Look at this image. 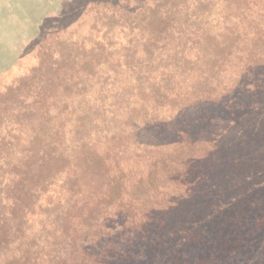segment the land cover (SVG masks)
<instances>
[{"label":"rangeland","instance_id":"1","mask_svg":"<svg viewBox=\"0 0 264 264\" xmlns=\"http://www.w3.org/2000/svg\"><path fill=\"white\" fill-rule=\"evenodd\" d=\"M0 264H264V0H0Z\"/></svg>","mask_w":264,"mask_h":264}]
</instances>
